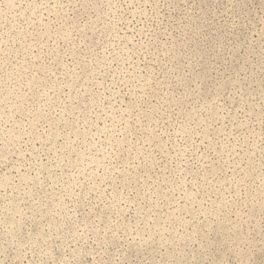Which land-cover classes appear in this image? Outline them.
Segmentation results:
<instances>
[{"label":"rangeland","instance_id":"rangeland-1","mask_svg":"<svg viewBox=\"0 0 264 264\" xmlns=\"http://www.w3.org/2000/svg\"><path fill=\"white\" fill-rule=\"evenodd\" d=\"M0 264H264V0H0Z\"/></svg>","mask_w":264,"mask_h":264}]
</instances>
